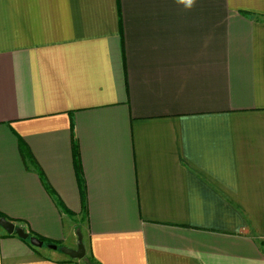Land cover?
Instances as JSON below:
<instances>
[{
	"label": "crops",
	"instance_id": "0c3cea01",
	"mask_svg": "<svg viewBox=\"0 0 264 264\" xmlns=\"http://www.w3.org/2000/svg\"><path fill=\"white\" fill-rule=\"evenodd\" d=\"M0 212L85 248L0 264H264V0H0Z\"/></svg>",
	"mask_w": 264,
	"mask_h": 264
},
{
	"label": "water",
	"instance_id": "95a60500",
	"mask_svg": "<svg viewBox=\"0 0 264 264\" xmlns=\"http://www.w3.org/2000/svg\"><path fill=\"white\" fill-rule=\"evenodd\" d=\"M0 227L4 229L8 234L14 233L19 238L28 239L29 243L35 247H42L45 243L34 235H30L22 226L16 224L5 217H0ZM46 246L59 249L62 253L66 254L70 258L81 259L85 255V248L82 241V235L77 232V246L76 248H69L67 246L61 245L57 246L54 243L45 244Z\"/></svg>",
	"mask_w": 264,
	"mask_h": 264
},
{
	"label": "trees",
	"instance_id": "16d2710c",
	"mask_svg": "<svg viewBox=\"0 0 264 264\" xmlns=\"http://www.w3.org/2000/svg\"><path fill=\"white\" fill-rule=\"evenodd\" d=\"M243 13H244V14H249V13H247V12H243ZM20 151H21L22 156H23L24 158H26V160H29L30 163H31L32 165H36L34 159L32 158V156H31V154H30V151H29L28 147H27L24 143H20ZM73 151H74V156H75V166H76V171L79 172V165H78V161H77V158H76V157H77V156H76V154H77V149H76V147H75V144H74V149H73ZM38 173H39V175H40V177H41V179H42V183L44 184V187L47 189V191H48L49 193H51L52 195H54V192L52 191V189L50 188V186H49V185L47 184V182L45 181L42 171H41V170H38ZM79 173H80V172H79ZM78 175H79V174H78ZM79 179H80L79 181H80V183H81V178H79ZM83 195H84V190L81 188V198H82V200L85 201V197H84ZM57 201H58V199H57ZM58 202H59V201H58ZM84 207H85V206H84ZM69 213L72 214V212H70V211H69ZM0 217H5L6 219H9V220H11V221H13V222H17V221H18V220H16V219L8 218V217L5 216L2 212H0ZM7 234H8V233H7ZM29 234L38 237V238H39L40 240H42L45 244L56 243V242H54V241H52V240L46 239V238H44V237H42V236H40V235H38V234H36V233H33V232H31V231H29ZM8 235H16V234L11 233V234H8ZM16 236H17V235H16ZM20 239H22V238H20ZM22 240L25 241L30 247H32V249L37 250V247L31 245V244L29 243L28 239H22ZM85 263H86V264H97V263H95V262H94L93 260H91V259H85Z\"/></svg>",
	"mask_w": 264,
	"mask_h": 264
},
{
	"label": "rangeland",
	"instance_id": "374dc122",
	"mask_svg": "<svg viewBox=\"0 0 264 264\" xmlns=\"http://www.w3.org/2000/svg\"><path fill=\"white\" fill-rule=\"evenodd\" d=\"M77 232H80V231L77 230ZM80 234H81V232H80ZM76 235H77V233H76ZM81 235H82V234H81ZM43 248H45V250H48V251H49L48 247L44 246ZM56 252H61V251H56ZM60 254H61V253H60Z\"/></svg>",
	"mask_w": 264,
	"mask_h": 264
},
{
	"label": "clouds",
	"instance_id": "9594fccd",
	"mask_svg": "<svg viewBox=\"0 0 264 264\" xmlns=\"http://www.w3.org/2000/svg\"><path fill=\"white\" fill-rule=\"evenodd\" d=\"M186 2H187V4H188L189 6H191L193 0H186Z\"/></svg>",
	"mask_w": 264,
	"mask_h": 264
}]
</instances>
